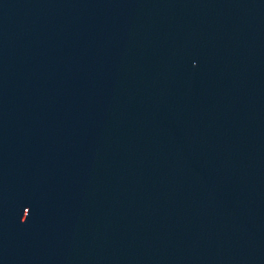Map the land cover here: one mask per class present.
I'll use <instances>...</instances> for the list:
<instances>
[{
	"label": "water",
	"instance_id": "water-1",
	"mask_svg": "<svg viewBox=\"0 0 264 264\" xmlns=\"http://www.w3.org/2000/svg\"><path fill=\"white\" fill-rule=\"evenodd\" d=\"M0 264H264V0H0Z\"/></svg>",
	"mask_w": 264,
	"mask_h": 264
}]
</instances>
